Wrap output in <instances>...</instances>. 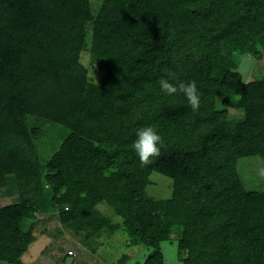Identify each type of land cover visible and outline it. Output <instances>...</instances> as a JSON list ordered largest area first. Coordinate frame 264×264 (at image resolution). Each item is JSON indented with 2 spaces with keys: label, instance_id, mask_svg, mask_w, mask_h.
<instances>
[{
  "label": "trees",
  "instance_id": "obj_1",
  "mask_svg": "<svg viewBox=\"0 0 264 264\" xmlns=\"http://www.w3.org/2000/svg\"><path fill=\"white\" fill-rule=\"evenodd\" d=\"M88 7L0 0V187L11 195L15 180L19 195L0 206V261L24 264L45 180L54 204L70 207L59 220L86 238L108 205L130 245L150 250L134 264H164L160 244L172 230L181 264H264V192L239 174L264 155V77L245 81L239 71L243 57H261L264 0H102L92 16ZM84 50L104 72L99 83L86 80ZM161 78L195 81L199 110L162 92ZM228 108L245 118L230 123ZM30 113L68 131L45 171L33 143L43 130L28 129ZM147 126L163 145L144 166L131 145ZM153 172L171 180L170 197L147 194Z\"/></svg>",
  "mask_w": 264,
  "mask_h": 264
},
{
  "label": "rangeland",
  "instance_id": "obj_2",
  "mask_svg": "<svg viewBox=\"0 0 264 264\" xmlns=\"http://www.w3.org/2000/svg\"><path fill=\"white\" fill-rule=\"evenodd\" d=\"M101 4L102 0H89L87 16L95 15ZM88 37L89 33L86 35L85 40L87 46ZM259 42L261 57L256 59L251 55H247L242 58L239 65V71L245 81L264 77V39H260ZM219 54L221 58L216 62L222 63V66L226 65V55L223 51L219 52ZM81 64L86 80L89 83H99L104 72L91 64L90 54L86 50L81 54ZM244 118L243 109L228 108L227 119L230 123L240 122ZM25 123L28 129L37 127L43 130L42 139L40 141L33 140V143L36 144L37 156L40 159L39 166L43 171L46 162L60 148L68 131L61 125L52 123L43 115L27 114ZM110 151L111 149L107 148L106 153ZM115 154H118L120 158L124 155L126 157L129 155L125 150H115ZM250 159L239 170L242 182L248 188H256L264 192V155L255 156ZM149 179V184L146 186V191L149 196L155 199L170 197L172 193V182L168 177L153 172L149 175ZM12 185H14L12 187L14 193L11 195L7 193L6 186L0 187V206L19 200L15 180L12 181ZM52 195L49 185L43 180L41 182V194L34 201L39 207V210L34 213V217L37 219L33 230L36 240L22 255V263L66 264L64 256L69 249L74 254L70 264H134L144 261L150 250L146 249L142 244L136 247L130 245L129 235L123 229L119 217L111 212L108 205L101 207L106 218L103 227L99 232L86 238L81 229L66 226L59 220L61 212H68L70 207L68 206L67 208L66 205L62 208L61 206L55 205ZM75 207L73 206L71 209L75 210ZM175 237L176 232L172 230L162 239L163 242H161L160 246L164 257V264L167 261L165 245L175 246V258L181 264V257L178 255L176 243L172 244ZM0 264H3V262L0 261Z\"/></svg>",
  "mask_w": 264,
  "mask_h": 264
},
{
  "label": "clouds",
  "instance_id": "obj_3",
  "mask_svg": "<svg viewBox=\"0 0 264 264\" xmlns=\"http://www.w3.org/2000/svg\"><path fill=\"white\" fill-rule=\"evenodd\" d=\"M169 75H172L169 73ZM162 92L167 95H174L177 92L182 93L187 99L191 109L195 112L199 110L201 94L198 92L195 81L178 82L173 84L168 79L161 78L158 81ZM163 145L162 137L157 131L151 127H142L136 132V139L133 141L131 148L136 153L141 165L147 166L152 163V158L161 155V146ZM167 252L166 264H179V260L175 258V246H164ZM71 250V249H69ZM73 258V256L70 255ZM7 264V262H3Z\"/></svg>",
  "mask_w": 264,
  "mask_h": 264
},
{
  "label": "water",
  "instance_id": "obj_4",
  "mask_svg": "<svg viewBox=\"0 0 264 264\" xmlns=\"http://www.w3.org/2000/svg\"><path fill=\"white\" fill-rule=\"evenodd\" d=\"M72 260H73V258L72 257H70V256H68L67 258H66V264H70L71 262H72Z\"/></svg>",
  "mask_w": 264,
  "mask_h": 264
},
{
  "label": "built area",
  "instance_id": "obj_5",
  "mask_svg": "<svg viewBox=\"0 0 264 264\" xmlns=\"http://www.w3.org/2000/svg\"><path fill=\"white\" fill-rule=\"evenodd\" d=\"M68 254L71 255V256L74 255L72 250H69V251H68Z\"/></svg>",
  "mask_w": 264,
  "mask_h": 264
}]
</instances>
